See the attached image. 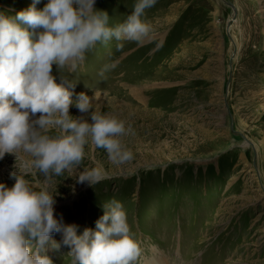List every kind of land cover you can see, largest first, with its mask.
Here are the masks:
<instances>
[{
  "label": "rangeland",
  "instance_id": "rangeland-1",
  "mask_svg": "<svg viewBox=\"0 0 264 264\" xmlns=\"http://www.w3.org/2000/svg\"><path fill=\"white\" fill-rule=\"evenodd\" d=\"M31 3L0 0V12L14 16ZM134 3L95 7L116 26ZM143 19L151 31L142 42H97L72 72L53 65L57 82L75 84L73 99L85 92L94 108L125 120L131 131L121 141L133 153L116 165L89 140L81 164L52 178L56 214L79 234L121 201L142 249L135 264H264V0H156ZM91 111L69 108L89 122ZM24 158H0V183L14 184ZM96 165L104 178L81 182ZM53 239V264H71L63 233Z\"/></svg>",
  "mask_w": 264,
  "mask_h": 264
},
{
  "label": "clouds",
  "instance_id": "clouds-1",
  "mask_svg": "<svg viewBox=\"0 0 264 264\" xmlns=\"http://www.w3.org/2000/svg\"><path fill=\"white\" fill-rule=\"evenodd\" d=\"M95 2L47 0L38 8L40 0H32L14 16L0 12V158L25 154L23 164L10 173L14 184L0 183V264H53L48 249L60 247L53 239L57 232L70 246L71 264H135L142 253L121 201L105 204L95 228L78 234V225L64 223L63 214H56L50 191L53 176L81 164L89 140L116 165L133 157L121 141L131 131L125 120L94 108L85 92L73 99L75 84L62 75L57 82L53 65L72 72L97 42H142L151 31L145 10L156 0H135L116 26H109L108 13ZM116 67L115 61L106 63L99 75ZM71 105L81 113L91 109V122L71 115ZM104 175L103 166L96 165L78 178L93 185Z\"/></svg>",
  "mask_w": 264,
  "mask_h": 264
},
{
  "label": "bare ground",
  "instance_id": "bare-ground-1",
  "mask_svg": "<svg viewBox=\"0 0 264 264\" xmlns=\"http://www.w3.org/2000/svg\"><path fill=\"white\" fill-rule=\"evenodd\" d=\"M153 264H165V261L160 260V261H157V262H153Z\"/></svg>",
  "mask_w": 264,
  "mask_h": 264
}]
</instances>
